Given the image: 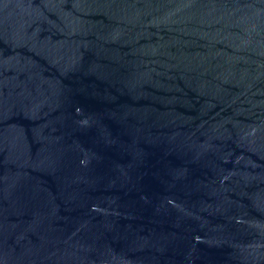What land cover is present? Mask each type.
<instances>
[{"label": "water", "instance_id": "obj_1", "mask_svg": "<svg viewBox=\"0 0 264 264\" xmlns=\"http://www.w3.org/2000/svg\"><path fill=\"white\" fill-rule=\"evenodd\" d=\"M0 264H264V0H0Z\"/></svg>", "mask_w": 264, "mask_h": 264}]
</instances>
